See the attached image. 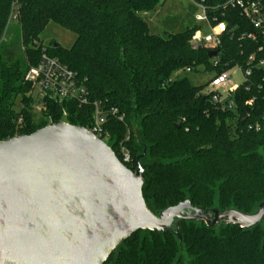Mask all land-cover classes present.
I'll return each instance as SVG.
<instances>
[{
	"label": "trees",
	"instance_id": "16d2710c",
	"mask_svg": "<svg viewBox=\"0 0 264 264\" xmlns=\"http://www.w3.org/2000/svg\"><path fill=\"white\" fill-rule=\"evenodd\" d=\"M161 1L18 0L16 34L7 44L13 0H0V142L61 122L88 129L93 103L100 102L125 117L109 119L108 144L120 160V145L128 147L129 170L138 169L139 139L147 147L143 196L152 212L189 199L195 208L250 213L264 202V67H256L264 61V36L229 12L234 31L224 35L215 67L209 52L190 46L197 26L165 37L151 33L145 15ZM50 23L75 36L71 48L46 51L84 82L89 105L46 98L44 121L37 124L25 76L40 61V39ZM237 66L254 71L225 105L203 93L207 85L177 76L199 68L218 76ZM180 233L182 248L171 233L139 231L105 264H264L263 226L242 232L181 223Z\"/></svg>",
	"mask_w": 264,
	"mask_h": 264
},
{
	"label": "water",
	"instance_id": "95a60500",
	"mask_svg": "<svg viewBox=\"0 0 264 264\" xmlns=\"http://www.w3.org/2000/svg\"><path fill=\"white\" fill-rule=\"evenodd\" d=\"M143 156L132 172L87 129L65 122L0 142V264H105L139 231L171 233L182 248L181 223L264 227V202L244 213L187 199L152 212Z\"/></svg>",
	"mask_w": 264,
	"mask_h": 264
},
{
	"label": "built area",
	"instance_id": "2783aa9c",
	"mask_svg": "<svg viewBox=\"0 0 264 264\" xmlns=\"http://www.w3.org/2000/svg\"><path fill=\"white\" fill-rule=\"evenodd\" d=\"M17 1L13 0L12 3L9 25L18 23ZM188 2L200 11L195 17L198 25L191 37L190 46L194 51L205 50L209 54L217 52L216 56L211 57V63L215 67L220 61L219 49L224 35L229 31H234V28L230 29L229 26V12L240 13L264 36V0H188ZM221 25L223 27H220ZM204 29H206L207 34H205ZM245 37L255 39L254 34H244L243 38ZM253 62L254 57L251 56L248 64L251 65ZM256 67H264V61L256 64ZM235 68L240 69L245 79H248L254 71L252 67H248L246 70H242L239 66ZM230 71L218 76L215 75L203 92L204 94H211L213 101L216 103L225 105L239 88L238 85L232 84ZM185 72L190 73L193 71L187 69ZM25 82L31 87L35 110L38 112H42L44 109V99L46 98L57 102L74 101L80 106L89 105V94L84 82L79 80L77 74L59 59L49 56L46 47L42 50L38 64L28 70ZM232 106L233 103L230 102L228 108L231 109ZM110 118L119 122H124L125 119L118 109L111 108L106 110L102 103H93L92 122L87 130L108 146L111 136L107 125ZM120 156L121 160H119L125 166L132 162L131 152L124 144L120 145Z\"/></svg>",
	"mask_w": 264,
	"mask_h": 264
},
{
	"label": "rangeland",
	"instance_id": "374dc122",
	"mask_svg": "<svg viewBox=\"0 0 264 264\" xmlns=\"http://www.w3.org/2000/svg\"><path fill=\"white\" fill-rule=\"evenodd\" d=\"M199 13L200 11L194 8L188 0H162L161 4L153 12H150L145 16L151 33L165 37L168 34L183 32L189 27L197 26L198 23L196 22L195 17ZM16 28V23L11 24L10 34L4 37L3 41L7 42V44H11L16 34ZM204 31L205 34H207L206 29H204ZM74 42L75 36L71 32L54 23H50L41 36L39 45L52 47L56 44L68 49L72 47ZM230 75L233 85L240 86L245 81L243 73L238 68L232 69ZM177 76L179 78H187L194 86L209 85L211 80L215 77L213 73L204 72L203 68H199L197 71L190 73L180 72ZM20 109V103L18 102L15 106V110L20 111ZM33 115L35 123L39 124L44 121L42 114L37 110L33 112ZM144 145L145 144L139 139L137 149L141 156H143L145 151ZM146 155L147 154L141 159V165L144 167H147L149 162Z\"/></svg>",
	"mask_w": 264,
	"mask_h": 264
},
{
	"label": "snow or ice",
	"instance_id": "6c2138e0",
	"mask_svg": "<svg viewBox=\"0 0 264 264\" xmlns=\"http://www.w3.org/2000/svg\"><path fill=\"white\" fill-rule=\"evenodd\" d=\"M220 27H223V25H221Z\"/></svg>",
	"mask_w": 264,
	"mask_h": 264
}]
</instances>
